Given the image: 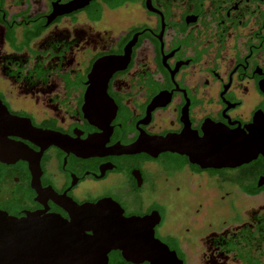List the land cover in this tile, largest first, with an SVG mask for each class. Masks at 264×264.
I'll use <instances>...</instances> for the list:
<instances>
[{
  "label": "flooded vegetation",
  "instance_id": "1",
  "mask_svg": "<svg viewBox=\"0 0 264 264\" xmlns=\"http://www.w3.org/2000/svg\"><path fill=\"white\" fill-rule=\"evenodd\" d=\"M72 1L0 0V101L54 136L9 138L26 153L0 160V211L70 222L111 199L126 219L158 212L155 237L183 264H264V0L55 14ZM103 60L124 61L91 80Z\"/></svg>",
  "mask_w": 264,
  "mask_h": 264
},
{
  "label": "water",
  "instance_id": "2",
  "mask_svg": "<svg viewBox=\"0 0 264 264\" xmlns=\"http://www.w3.org/2000/svg\"><path fill=\"white\" fill-rule=\"evenodd\" d=\"M92 1L73 0L55 14L82 10ZM121 61L124 60L96 63L91 80L103 74L107 82ZM13 136L26 140L54 138L36 129L29 120L13 116L0 101V156H4L0 160L5 163H11L7 159H25V148L13 144L9 139ZM141 145L123 147L122 151L136 153ZM70 213L72 220L67 222L57 216L37 214L18 219L0 211V264H109L111 250L122 251L127 260L134 263L183 264L175 252L155 237V227L160 223L158 212L144 218L126 219L119 204L105 199L94 205L75 206ZM89 231H93V236L86 235Z\"/></svg>",
  "mask_w": 264,
  "mask_h": 264
},
{
  "label": "rangeland",
  "instance_id": "3",
  "mask_svg": "<svg viewBox=\"0 0 264 264\" xmlns=\"http://www.w3.org/2000/svg\"><path fill=\"white\" fill-rule=\"evenodd\" d=\"M183 197V195H181V196H178L177 198L179 199H181ZM181 201V200H180ZM174 211L176 212L175 214H169V216H168V221H167V224H166V226L164 227V229H168V228H170V227H173V226H177L178 225V223L180 222L179 221V218H180V216H179V211L175 208L174 209ZM171 215V216H170ZM212 215V214H211Z\"/></svg>",
  "mask_w": 264,
  "mask_h": 264
}]
</instances>
